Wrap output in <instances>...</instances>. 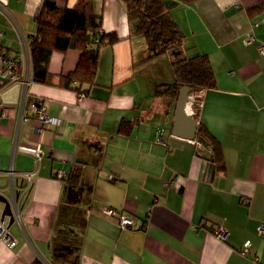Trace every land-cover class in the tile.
<instances>
[{"label": "crops", "instance_id": "1", "mask_svg": "<svg viewBox=\"0 0 264 264\" xmlns=\"http://www.w3.org/2000/svg\"><path fill=\"white\" fill-rule=\"evenodd\" d=\"M43 1L0 0L6 55L17 56L36 33ZM76 1L53 0L68 8ZM168 1L184 33L178 54H207L217 80L201 92L192 140L172 133L175 106L155 93L173 79L171 58L146 61V40L121 0H93L103 29L120 40L100 48L96 82L83 86L85 94L34 81L32 69L26 84L0 77V196L11 197L12 165L21 211V222L3 219L16 244L0 241V264H250L255 256L264 264V10L247 11L264 0ZM249 34L255 40L244 43ZM79 57L77 49L55 51L54 82ZM23 96L28 123L18 122ZM42 103L62 124L39 134L31 108ZM200 124L221 143V168ZM34 169L21 193L23 173ZM73 170L79 178L68 180ZM103 207L133 218V227L121 229Z\"/></svg>", "mask_w": 264, "mask_h": 264}, {"label": "trees", "instance_id": "2", "mask_svg": "<svg viewBox=\"0 0 264 264\" xmlns=\"http://www.w3.org/2000/svg\"><path fill=\"white\" fill-rule=\"evenodd\" d=\"M126 8L129 21H136L137 33L147 44V60L171 58L170 69L173 79L156 86L155 93L175 106L179 90L183 86L192 88L190 96L193 116L199 119L201 92L217 87L212 63L207 54L180 57L178 52L184 41V33L174 19L168 0H121ZM264 10V1L250 6L249 14ZM36 33L30 36L29 48L32 65V79L85 94L84 85L96 82L100 48L120 40L115 33L103 29L102 15L94 10L93 0H77L72 8L58 7L53 0H44L35 18ZM69 49L80 51V57L73 71L67 75L50 74L48 64L55 51ZM174 55V56H173ZM199 131L212 145L215 161L223 166V151L220 141L200 124ZM79 173L73 170L68 180L78 179ZM38 264V263H36Z\"/></svg>", "mask_w": 264, "mask_h": 264}, {"label": "built area", "instance_id": "3", "mask_svg": "<svg viewBox=\"0 0 264 264\" xmlns=\"http://www.w3.org/2000/svg\"><path fill=\"white\" fill-rule=\"evenodd\" d=\"M253 40H255V37L252 34H249L244 38L243 41L244 43H249L252 42ZM258 52L261 55H264V41L260 42V44L258 45ZM30 67H32V65H31L29 41L28 42L26 41V43H24L23 49L19 52L17 56H8L3 51L0 50V77L2 80L4 79L7 80L8 82L22 80V82L26 84L27 80H25V78L23 79V77L26 72L32 69ZM2 80L0 81V85H2L3 82ZM25 98L26 96H23L20 104V119L18 121L19 123L21 122L28 123L32 120V118L29 115H27L25 110L26 109ZM189 98L190 99H189L188 111L190 110V113L193 115L194 111H193V107L191 108V105L195 100L192 96H190ZM198 102H199L198 103L199 106L201 107L203 101L200 99ZM1 108L3 109V113H5L4 106H1ZM31 112L35 114V119L39 123V126L37 127V132L39 134H42L48 125L60 126L62 124V120L59 117L51 116L47 113V107L44 103L32 106ZM42 157H43V153L40 148V145H37V147L34 148L33 151V159L36 162V164L40 163ZM6 173L10 178V184L12 188V194L9 199V202L14 214V219L17 220L18 222H21L20 206L18 204V198L15 192L16 190L14 189L16 187L13 178L15 171L12 165H10L7 168ZM36 173H37L36 169L23 173V176L26 181L24 186H22L20 189L21 193H24L29 189L32 179L36 176ZM57 176L59 178H62L64 176V172L58 171ZM243 202L244 203L248 202V198H244ZM101 211L104 215L115 218L117 220L118 226L121 229L131 228L134 225L133 218L128 217L127 215L119 212L117 209L113 207H103L101 208ZM214 233L221 238H224L226 236V232L222 229H217L214 231ZM259 233L261 235H264V223L260 225ZM0 241H5L10 247L16 244V241L9 236L7 227L1 215H0ZM250 248H251V242L249 240L245 241L241 253L244 255L247 254ZM250 264H261L259 257L255 256L254 259L250 261Z\"/></svg>", "mask_w": 264, "mask_h": 264}, {"label": "water", "instance_id": "4", "mask_svg": "<svg viewBox=\"0 0 264 264\" xmlns=\"http://www.w3.org/2000/svg\"><path fill=\"white\" fill-rule=\"evenodd\" d=\"M191 91L192 88L188 86H183L180 88L175 104L174 118L172 123V133L178 137L189 140L195 138L198 130L197 119L188 111ZM0 204H4V210L1 215L2 219H4L5 216H9V224L11 225L14 221V216L11 210L9 199L4 195H1Z\"/></svg>", "mask_w": 264, "mask_h": 264}, {"label": "rangeland", "instance_id": "5", "mask_svg": "<svg viewBox=\"0 0 264 264\" xmlns=\"http://www.w3.org/2000/svg\"><path fill=\"white\" fill-rule=\"evenodd\" d=\"M2 206H3V205L1 204V205H0V211H1V209H2Z\"/></svg>", "mask_w": 264, "mask_h": 264}]
</instances>
